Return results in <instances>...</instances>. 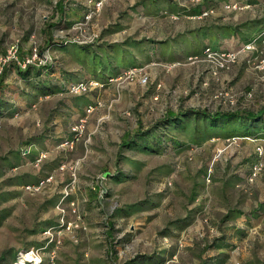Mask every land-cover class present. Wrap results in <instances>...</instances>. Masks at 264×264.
I'll use <instances>...</instances> for the list:
<instances>
[{"label":"rangeland","instance_id":"rangeland-1","mask_svg":"<svg viewBox=\"0 0 264 264\" xmlns=\"http://www.w3.org/2000/svg\"><path fill=\"white\" fill-rule=\"evenodd\" d=\"M57 1L0 0V56L17 44L47 58L0 78V264H264V230L247 218L264 196V135L207 114L263 112L264 71L245 57L214 73L191 51L124 67L147 85L111 81L116 58L192 33L162 4L205 0H62L61 14ZM80 81L93 84L71 91ZM168 109L194 112L158 125Z\"/></svg>","mask_w":264,"mask_h":264},{"label":"crops","instance_id":"crops-1","mask_svg":"<svg viewBox=\"0 0 264 264\" xmlns=\"http://www.w3.org/2000/svg\"><path fill=\"white\" fill-rule=\"evenodd\" d=\"M232 3L250 6L244 9H231L225 7L226 4ZM162 7L163 11L169 12L171 16L178 15L177 19L170 18V21L173 22V26H175L177 30L185 33L187 31L192 32L190 36L187 34V38H183L180 45L167 41L163 45L158 46L156 53L151 51L152 48L149 45H144L143 48H140L142 49L141 56L138 55L136 58L126 60H121L118 57L114 60V62L109 63L111 64L110 68L112 70H109L110 68L104 69V71L108 74V77L118 76L121 74L124 67L132 66L134 63H149L154 57L155 59H171V57L181 58L190 54L191 51L194 53H201L206 45L216 48L224 46L223 49L227 50L238 49L249 42L254 36L264 31V0H205V2L189 11L174 3H170V1L166 4H162ZM208 8H214L215 12L201 17L200 14L202 11ZM230 22H239V26L235 28L233 25H227V23ZM53 37L52 31V41H55ZM258 46L264 50V43L259 42ZM135 49H137V47L133 46V50ZM250 55H252V52L250 51L243 52L240 55L239 61L241 60L242 62V59H245V57H249ZM80 67V72L82 74L85 72L83 76H87L88 74L86 73V70L88 69V63H86V67L83 64H80ZM73 69H75V67H73ZM76 70L78 71L79 69ZM255 113H260L261 118L256 123L252 122L250 127L243 124L245 119H242V123L239 125L241 129L240 131H243V133L247 135H264V110L263 112ZM250 145L254 144L252 143ZM251 169V164H244V166H241L238 171L239 177L242 180H246L248 178L247 175L251 172ZM255 182L258 187H264V173L259 174V176L256 177ZM258 200L257 206L261 208L247 212V218H253L255 215L256 219L254 220L256 224L259 227L261 226L263 228L262 230H264V196H258Z\"/></svg>","mask_w":264,"mask_h":264},{"label":"built area","instance_id":"built-area-1","mask_svg":"<svg viewBox=\"0 0 264 264\" xmlns=\"http://www.w3.org/2000/svg\"><path fill=\"white\" fill-rule=\"evenodd\" d=\"M197 4H200L203 0H193ZM226 8L231 9H244L248 8L250 5H241L238 3L226 4ZM215 12L214 8H208L202 11L200 16H207ZM264 43V31L260 34L254 36L249 42L243 45L238 49H217L213 46H206L201 54L205 55L209 61H212L214 73H216L219 69L229 68L231 65L235 64L239 61L240 55L243 52L250 51L252 55L248 57V62L255 65L256 68L264 71V50L258 46V43ZM257 59V60H256ZM35 60L39 61V63L47 62V58L43 57L39 52L37 46H34L31 49V52L22 57L20 55V47L17 44H13L7 49L6 53L0 56V76L2 75L4 69L7 67L10 62L14 61L18 65L26 68L28 65L32 64ZM264 74V73H263ZM135 80L137 83L141 85H147L150 83V77L146 72H143V68L138 66H133L127 68L122 74H120L117 78H111L113 80ZM92 82L80 81L71 84L70 90L75 93L85 92L92 86ZM97 84V82H95ZM160 87V84H159ZM101 105V102L97 103ZM95 109L94 105H90L88 108V112H91ZM82 125L78 126L81 128ZM236 138V137H234ZM261 169L260 166H255L250 176V180L253 181L254 177L257 175L258 171Z\"/></svg>","mask_w":264,"mask_h":264},{"label":"trees","instance_id":"trees-1","mask_svg":"<svg viewBox=\"0 0 264 264\" xmlns=\"http://www.w3.org/2000/svg\"><path fill=\"white\" fill-rule=\"evenodd\" d=\"M56 7H57V11L59 14L63 13V12H61V10L63 9L62 0L57 1ZM46 35L51 39L52 38V31L48 30L46 32ZM7 70H8V67H6L4 69L2 74L4 75ZM0 78H1V76H0ZM195 111H197V110H195ZM192 112H194L193 109H178V110L168 109L166 111L165 115L163 116V118L158 119L156 123H158V125H159L162 122H166L169 120H176L179 117V115H191L188 113H192ZM197 112L200 113L201 111H197ZM207 114L210 115L211 118L214 120H216V119H232L234 117L245 119L246 122L244 124L249 126V127L251 126L253 121H258L261 118L260 113H255V112H252V111L246 110V109H244V110H242V109L241 110H239V109H237V110H219L218 112H215L214 114H210V113H207ZM137 133H142V131L140 129H137Z\"/></svg>","mask_w":264,"mask_h":264},{"label":"bare ground","instance_id":"bare-ground-1","mask_svg":"<svg viewBox=\"0 0 264 264\" xmlns=\"http://www.w3.org/2000/svg\"><path fill=\"white\" fill-rule=\"evenodd\" d=\"M25 255H26L25 258L29 259L30 257H32V259L35 260V256H34L35 254L34 253L30 252V253H27Z\"/></svg>","mask_w":264,"mask_h":264}]
</instances>
